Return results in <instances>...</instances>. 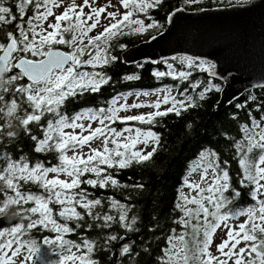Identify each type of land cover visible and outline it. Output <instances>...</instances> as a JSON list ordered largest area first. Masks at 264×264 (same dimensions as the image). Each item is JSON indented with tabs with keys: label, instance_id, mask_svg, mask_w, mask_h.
Returning <instances> with one entry per match:
<instances>
[{
	"label": "snow or ice",
	"instance_id": "obj_1",
	"mask_svg": "<svg viewBox=\"0 0 264 264\" xmlns=\"http://www.w3.org/2000/svg\"><path fill=\"white\" fill-rule=\"evenodd\" d=\"M162 7V0H0V264H102L101 255L111 257L109 264H141L143 255L151 264H264V100L251 94L233 105L245 122L227 114L239 138L217 133L233 150L235 177L214 144L201 146L176 190L172 212L179 215L155 255L133 211V193L144 184L121 176L160 147L157 118L179 117L221 91L208 79L216 75L209 60L179 55L158 62L146 54L147 63L166 69L153 67L150 75L173 83L115 91L121 81L140 79L132 72L113 80L116 50L126 49V37L155 41L164 25L152 10ZM197 71L207 77L194 78ZM108 86L115 94L99 106L69 113L73 100L102 95ZM144 107L151 110L131 112ZM151 219L146 231L155 236Z\"/></svg>",
	"mask_w": 264,
	"mask_h": 264
},
{
	"label": "trees",
	"instance_id": "obj_2",
	"mask_svg": "<svg viewBox=\"0 0 264 264\" xmlns=\"http://www.w3.org/2000/svg\"><path fill=\"white\" fill-rule=\"evenodd\" d=\"M162 3V8L159 10H152L153 18L164 25L160 33L166 29L168 24V21L165 19L166 13L172 11L174 8H184L189 11H195L229 6V3L234 5L236 1L199 0L197 4L184 5L183 0H162ZM124 39L127 42L126 49L146 42H142L136 37H126ZM61 47L63 49V46ZM116 51L119 52L120 56L124 52H120L119 49ZM137 63L143 64V67L137 69L135 67L136 63L125 64L120 60L114 67L108 69L114 81L125 73L136 72L140 76L139 80L121 81L117 83L115 85V91L134 92L136 90L163 87L165 84L173 83L170 77H164L157 81L150 75V69L153 67H157L158 70H166L163 64L151 65L145 60ZM174 67L179 68V65L174 64ZM192 76L204 80L207 77V73H200L197 71L193 72ZM208 79H211L214 83H219L221 88L223 87L221 81L211 77H208ZM189 91L191 92V89ZM112 94H115L113 87H105L102 95H86L81 99L73 100L68 105V111L71 113L81 107L99 106L101 101L109 98ZM249 94L255 96L258 103L264 100V88L253 89L245 92L224 109L216 110V108L213 109L212 105L218 103L220 92H213L210 95H206L203 101L198 102L201 104L199 108H193L186 112H182L179 117L170 113L166 117L157 118V125L153 130L160 133V147H158L149 161L139 166H133L130 170H123V175L121 176L122 182H140L144 184V189L142 191L133 193L132 202L135 205L133 211L137 212L138 215L142 217L141 226L143 227L144 238L150 240L151 252L153 255H155L158 248L163 244L162 235L172 226L171 220L179 215V212H172V206L177 194L176 190L180 187L182 178L186 175L187 167L195 162L201 146L214 144L216 150L220 154L221 160L227 159L229 161L227 167L231 169L230 174L235 177V173L238 171V164L233 158V150L230 149L223 137L217 136V133L226 132L229 136H237V138H239L236 132V121L227 118V114L235 111L240 122H245V112L234 109L233 105L236 101L243 103ZM249 104L251 105V102H249ZM253 115H258L255 109H253ZM129 123L131 124L133 122ZM189 124L191 127H188ZM117 127H119V125H117ZM23 147L27 154L29 152V142L26 138L23 140ZM35 155L45 159L48 158L45 153ZM52 162L55 161L53 160ZM128 177H131V179H128ZM233 183H235V179ZM123 192L124 190H121V193L117 194V198H121ZM152 217H156L155 222L159 227L158 231L154 229L155 236H149L146 231V228L151 226ZM177 231H180L179 227H177ZM45 247L46 246L41 245L42 250ZM48 256L51 259L55 258L50 252ZM100 259L102 264H109L111 257L101 255ZM119 259L121 258L119 257ZM140 260L141 264H151V259L147 255H143Z\"/></svg>",
	"mask_w": 264,
	"mask_h": 264
},
{
	"label": "water",
	"instance_id": "obj_3",
	"mask_svg": "<svg viewBox=\"0 0 264 264\" xmlns=\"http://www.w3.org/2000/svg\"><path fill=\"white\" fill-rule=\"evenodd\" d=\"M178 9L155 41L127 48L122 62L137 63L145 60V54L149 60L187 55L211 61L216 73L211 78L223 83L216 110L227 107L246 89L264 88V0L195 11ZM112 256L119 259L115 249Z\"/></svg>",
	"mask_w": 264,
	"mask_h": 264
},
{
	"label": "rangeland",
	"instance_id": "obj_4",
	"mask_svg": "<svg viewBox=\"0 0 264 264\" xmlns=\"http://www.w3.org/2000/svg\"><path fill=\"white\" fill-rule=\"evenodd\" d=\"M236 1V0H235ZM98 2L99 3H103L104 2V0H98ZM113 2H115V0H113ZM142 61H144V60H142ZM157 61H159V60H157ZM139 62H141V61H139ZM134 97H129L128 98V101L127 102H131L132 101V99H133ZM155 97H150L149 99H154ZM136 100H140L141 98H139V97H136L135 98ZM151 109H149V108H147V107H144V108H141V109H139V110H136V109H133V110H131V112L132 113H135V112H137V111H139V112H148V111H150ZM70 154V153H69ZM190 178H195V176H193V177H190ZM184 191H186V189H183ZM237 219H240V218H237ZM219 238H220V236H219V232L216 234V240H219Z\"/></svg>",
	"mask_w": 264,
	"mask_h": 264
},
{
	"label": "bare ground",
	"instance_id": "obj_5",
	"mask_svg": "<svg viewBox=\"0 0 264 264\" xmlns=\"http://www.w3.org/2000/svg\"><path fill=\"white\" fill-rule=\"evenodd\" d=\"M251 90H253V89H251ZM247 91H248L247 89L244 90V91L240 94V96L243 95V94H244L245 92H247ZM249 91H250V90H249ZM240 96H239V97H240ZM239 97H238V98H239ZM238 98H237V99H238ZM235 100H236V99H235ZM233 101H234V100H233Z\"/></svg>",
	"mask_w": 264,
	"mask_h": 264
}]
</instances>
